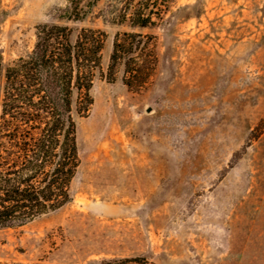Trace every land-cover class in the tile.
I'll return each instance as SVG.
<instances>
[{
  "label": "rangeland",
  "instance_id": "rangeland-1",
  "mask_svg": "<svg viewBox=\"0 0 264 264\" xmlns=\"http://www.w3.org/2000/svg\"><path fill=\"white\" fill-rule=\"evenodd\" d=\"M122 2L74 21L69 0H0L2 67L31 50L39 23L105 33L93 103L74 115L71 200L0 229V264H264V0H168L156 26L134 30L116 21ZM124 31L155 36L138 90L122 64L107 75Z\"/></svg>",
  "mask_w": 264,
  "mask_h": 264
},
{
  "label": "trees",
  "instance_id": "trees-1",
  "mask_svg": "<svg viewBox=\"0 0 264 264\" xmlns=\"http://www.w3.org/2000/svg\"><path fill=\"white\" fill-rule=\"evenodd\" d=\"M97 2L69 0L63 15L82 20ZM167 6L168 0H123L116 21L132 30L154 27ZM71 35L68 25L39 23L31 50L4 67L0 62V229L24 225L71 200L70 184L80 164L74 115H84L93 103L90 91L105 33L82 27L74 39ZM155 48L152 34L117 33L109 79L122 64L123 83L143 87L157 64ZM97 264L155 263L134 256Z\"/></svg>",
  "mask_w": 264,
  "mask_h": 264
},
{
  "label": "water",
  "instance_id": "water-1",
  "mask_svg": "<svg viewBox=\"0 0 264 264\" xmlns=\"http://www.w3.org/2000/svg\"><path fill=\"white\" fill-rule=\"evenodd\" d=\"M147 111H149V110H147Z\"/></svg>",
  "mask_w": 264,
  "mask_h": 264
}]
</instances>
